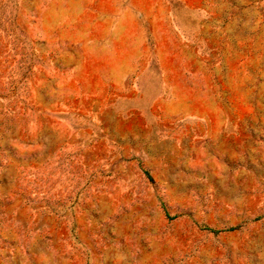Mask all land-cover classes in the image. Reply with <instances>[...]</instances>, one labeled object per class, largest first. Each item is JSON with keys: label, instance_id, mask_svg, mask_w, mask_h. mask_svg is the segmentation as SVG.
<instances>
[{"label": "rangeland", "instance_id": "374dc122", "mask_svg": "<svg viewBox=\"0 0 264 264\" xmlns=\"http://www.w3.org/2000/svg\"><path fill=\"white\" fill-rule=\"evenodd\" d=\"M0 264H264V0H0Z\"/></svg>", "mask_w": 264, "mask_h": 264}]
</instances>
